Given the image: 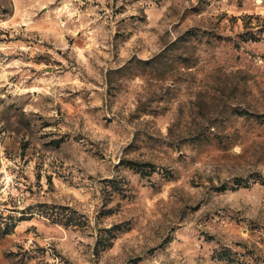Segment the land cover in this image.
<instances>
[{"label": "rangeland", "instance_id": "obj_1", "mask_svg": "<svg viewBox=\"0 0 264 264\" xmlns=\"http://www.w3.org/2000/svg\"><path fill=\"white\" fill-rule=\"evenodd\" d=\"M0 264H264V0H0Z\"/></svg>", "mask_w": 264, "mask_h": 264}, {"label": "trees", "instance_id": "obj_2", "mask_svg": "<svg viewBox=\"0 0 264 264\" xmlns=\"http://www.w3.org/2000/svg\"><path fill=\"white\" fill-rule=\"evenodd\" d=\"M8 231H5V233H7Z\"/></svg>", "mask_w": 264, "mask_h": 264}]
</instances>
